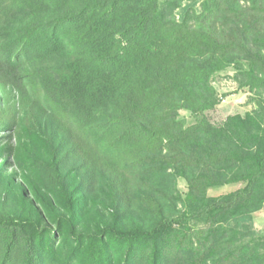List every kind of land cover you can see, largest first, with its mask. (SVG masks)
I'll return each instance as SVG.
<instances>
[{
	"label": "trees",
	"instance_id": "16d2710c",
	"mask_svg": "<svg viewBox=\"0 0 264 264\" xmlns=\"http://www.w3.org/2000/svg\"><path fill=\"white\" fill-rule=\"evenodd\" d=\"M263 207L264 0H0V264H264Z\"/></svg>",
	"mask_w": 264,
	"mask_h": 264
},
{
	"label": "rangeland",
	"instance_id": "374dc122",
	"mask_svg": "<svg viewBox=\"0 0 264 264\" xmlns=\"http://www.w3.org/2000/svg\"><path fill=\"white\" fill-rule=\"evenodd\" d=\"M233 74V70L228 69L214 80L213 85L218 91L220 103L214 110L207 112L205 115L213 124H220L227 116L235 114L243 115L255 108L254 104L250 101L251 95H249L246 90L237 89V84L232 79ZM179 115L187 124L193 122L192 117L188 113L181 111ZM239 186L240 185H226L212 188L208 190V195L217 196L225 194ZM178 189H180L182 193L186 191L185 184L182 180L178 181ZM253 227L258 234L264 233V207L262 210L253 214Z\"/></svg>",
	"mask_w": 264,
	"mask_h": 264
}]
</instances>
